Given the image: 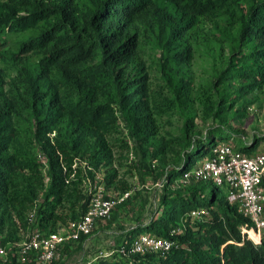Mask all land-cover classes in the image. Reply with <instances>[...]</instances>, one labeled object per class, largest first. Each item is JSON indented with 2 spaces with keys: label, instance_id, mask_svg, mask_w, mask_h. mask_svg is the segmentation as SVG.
I'll use <instances>...</instances> for the list:
<instances>
[{
  "label": "trees",
  "instance_id": "16d2710c",
  "mask_svg": "<svg viewBox=\"0 0 264 264\" xmlns=\"http://www.w3.org/2000/svg\"><path fill=\"white\" fill-rule=\"evenodd\" d=\"M222 15L239 31L237 37L213 36L230 41L231 50L203 101L205 118L216 126L200 137L188 115L177 161L153 167L173 147L163 141L151 150L161 131L159 113L173 110L175 102L153 103L147 76H132L141 44L147 39L163 51L162 75L180 99L188 83L176 81L174 66L191 62L194 44L207 38L206 22ZM141 29L147 32L143 39ZM29 55L37 63H26ZM11 70L15 77L7 82ZM262 89L264 0H0V243L8 252L6 264L30 263L18 261L24 234L56 233L86 214L88 177L102 171L107 189L121 196L132 190L113 168L111 139L119 134L125 135L119 141L123 157L133 148L140 158L127 173L140 178L145 170L156 173L164 190L158 214L143 228H132L114 257H95L92 264H264V245L243 241L240 228L249 220L221 188L198 181L176 185L218 140L232 145L229 115L246 118L252 104L247 96ZM263 143L264 136L255 135L232 146L253 155ZM198 210L208 214L192 219ZM140 229L177 246L166 255L120 253L129 252ZM175 229L181 232L172 236Z\"/></svg>",
  "mask_w": 264,
  "mask_h": 264
},
{
  "label": "rangeland",
  "instance_id": "374dc122",
  "mask_svg": "<svg viewBox=\"0 0 264 264\" xmlns=\"http://www.w3.org/2000/svg\"><path fill=\"white\" fill-rule=\"evenodd\" d=\"M235 7L237 6H229V8L233 9ZM205 25L209 33L206 32L204 34L207 35L204 37H207L206 39H202L199 43L194 44L191 62L181 66H174L173 73L176 81L188 83V90L185 92L184 97L178 99L164 79L161 67L165 54L155 43L147 39L142 42L141 49L136 58V69L134 71L131 69L132 76H147V83L153 103L163 104L166 99H171L175 102L173 110L165 109L159 113L161 131L154 148L151 150H154L157 144L163 141H172L173 147L164 159V162L160 163L158 160H154L152 162L153 167L157 168L159 165L165 163V167L169 168V166L171 167L177 161L182 152V145L178 140L182 138L183 128L188 115L193 117L196 126L195 134L200 137L206 136L207 130L216 126L215 122H211L205 118L206 112L203 101L207 85L211 82V78L215 73L225 67L229 61L231 50L230 41L218 42L213 36L223 34L228 38L232 36L237 37L239 26L237 25L233 29L227 23L226 15H222L218 21L206 22ZM141 34V39L145 38L144 35L147 34L146 30L141 29ZM10 44L11 49L15 48V39H12ZM25 61L29 65L37 63L36 57L31 55L25 57ZM138 64L140 65L138 66ZM14 77L15 72L9 71L7 82ZM247 98L252 104L248 108L246 118L241 120L235 117L232 119V114L229 115L230 124L228 128L234 131L233 146H236L237 141L251 142L255 135L259 137L264 136V89L250 93ZM122 139H125V135L119 134L111 139L115 144L114 152L116 156L113 168L117 170L119 179L127 180L132 190L128 193L129 196L123 197V195L121 196L113 189H106L109 194L115 197L117 204H121L129 197L128 204L126 207L121 206L122 208L114 210L115 212L113 211L110 219L97 224L95 231L88 239L80 243L66 245L61 259L53 264H92L95 261V257H114L116 251H118L116 246H119L126 240V235L132 228L139 226L143 228L142 226L146 225L154 215L158 214L160 198L164 190V181L162 177L155 180V177H157L156 173L152 174L146 170L143 171L141 178L140 176L129 175L127 172L130 169L127 166L131 161L139 162L140 158L133 148L128 158L123 157L126 155L119 148V141ZM223 142L224 140H218L217 144L221 145ZM131 147H133L132 143ZM257 152H264V143L260 145ZM198 162H200L199 159L192 164L190 167L191 171L196 168ZM148 163H150V159ZM85 170L89 171L91 169L85 167ZM104 178L105 174L102 171L101 173H97L94 179L88 177L83 187L84 192L88 193L90 183L92 185L96 182H103L105 184ZM176 185L181 187V179L177 180ZM221 190L224 196L227 197L229 193L228 185L224 184ZM33 215L34 212L29 217L31 218ZM66 227L64 226L60 231H64ZM140 233H145V230L140 229Z\"/></svg>",
  "mask_w": 264,
  "mask_h": 264
},
{
  "label": "built area",
  "instance_id": "2783aa9c",
  "mask_svg": "<svg viewBox=\"0 0 264 264\" xmlns=\"http://www.w3.org/2000/svg\"><path fill=\"white\" fill-rule=\"evenodd\" d=\"M181 181L182 185L190 181L211 183L219 188L228 185L227 200L249 220L248 225L240 228L243 241L247 238L257 246L264 245V152L246 155L235 150L228 142L216 144L193 171L189 168L183 174ZM88 187L90 200L86 214L69 223L64 231L47 234L35 229L24 234L19 244V262L29 260L32 264H53L61 259L66 245L78 243L82 236L91 237L98 221L110 219L117 205L115 197L107 192L103 182L90 183ZM204 214L208 212L198 210L192 212L190 217L199 220ZM30 221L33 222V217ZM180 232L181 229H175L172 236ZM176 246L173 239L143 233L132 241L129 252L121 249L120 253L166 255ZM7 261V249L0 243V264Z\"/></svg>",
  "mask_w": 264,
  "mask_h": 264
}]
</instances>
